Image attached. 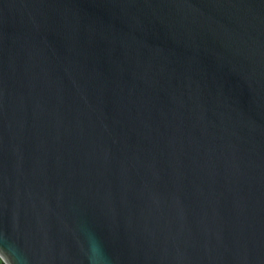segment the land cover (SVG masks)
Instances as JSON below:
<instances>
[{
  "label": "water",
  "instance_id": "obj_1",
  "mask_svg": "<svg viewBox=\"0 0 264 264\" xmlns=\"http://www.w3.org/2000/svg\"><path fill=\"white\" fill-rule=\"evenodd\" d=\"M5 264H264V0H0Z\"/></svg>",
  "mask_w": 264,
  "mask_h": 264
},
{
  "label": "built area",
  "instance_id": "obj_2",
  "mask_svg": "<svg viewBox=\"0 0 264 264\" xmlns=\"http://www.w3.org/2000/svg\"><path fill=\"white\" fill-rule=\"evenodd\" d=\"M0 264H5V262L3 261L1 257H0Z\"/></svg>",
  "mask_w": 264,
  "mask_h": 264
}]
</instances>
